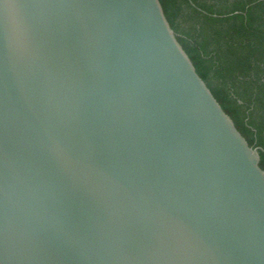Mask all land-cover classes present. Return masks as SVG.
Wrapping results in <instances>:
<instances>
[{
  "label": "water",
  "instance_id": "water-1",
  "mask_svg": "<svg viewBox=\"0 0 264 264\" xmlns=\"http://www.w3.org/2000/svg\"><path fill=\"white\" fill-rule=\"evenodd\" d=\"M160 0H0V264H264V170Z\"/></svg>",
  "mask_w": 264,
  "mask_h": 264
},
{
  "label": "trees",
  "instance_id": "trees-1",
  "mask_svg": "<svg viewBox=\"0 0 264 264\" xmlns=\"http://www.w3.org/2000/svg\"><path fill=\"white\" fill-rule=\"evenodd\" d=\"M165 16L264 170V0H160Z\"/></svg>",
  "mask_w": 264,
  "mask_h": 264
}]
</instances>
